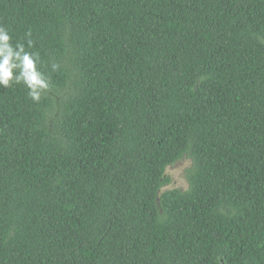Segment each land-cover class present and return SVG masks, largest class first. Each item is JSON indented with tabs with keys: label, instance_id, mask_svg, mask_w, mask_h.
<instances>
[{
	"label": "trees",
	"instance_id": "16d2710c",
	"mask_svg": "<svg viewBox=\"0 0 264 264\" xmlns=\"http://www.w3.org/2000/svg\"><path fill=\"white\" fill-rule=\"evenodd\" d=\"M0 26L50 81L0 87V264H264V0H0Z\"/></svg>",
	"mask_w": 264,
	"mask_h": 264
},
{
	"label": "clouds",
	"instance_id": "9594fccd",
	"mask_svg": "<svg viewBox=\"0 0 264 264\" xmlns=\"http://www.w3.org/2000/svg\"><path fill=\"white\" fill-rule=\"evenodd\" d=\"M31 33L26 34L27 49L33 47ZM24 43H12V37L5 27L0 26V87L10 88L23 85L28 97L39 103L49 90L50 81L39 69L41 58L38 52L27 50ZM56 71L58 65L52 64Z\"/></svg>",
	"mask_w": 264,
	"mask_h": 264
},
{
	"label": "rangeland",
	"instance_id": "374dc122",
	"mask_svg": "<svg viewBox=\"0 0 264 264\" xmlns=\"http://www.w3.org/2000/svg\"><path fill=\"white\" fill-rule=\"evenodd\" d=\"M191 167V161L188 158H184L178 161L173 166L166 170V176L170 179V184L164 188L166 190L179 189L185 190L188 187L187 184V171Z\"/></svg>",
	"mask_w": 264,
	"mask_h": 264
}]
</instances>
